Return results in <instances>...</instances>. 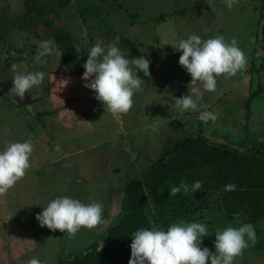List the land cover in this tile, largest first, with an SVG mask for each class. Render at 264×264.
<instances>
[{
    "label": "rangeland",
    "instance_id": "374dc122",
    "mask_svg": "<svg viewBox=\"0 0 264 264\" xmlns=\"http://www.w3.org/2000/svg\"><path fill=\"white\" fill-rule=\"evenodd\" d=\"M51 4L54 29L32 23L23 0H0V150L28 140L34 146L25 177L0 196V264H28L33 258L54 264L61 254L76 249L78 243L72 249L65 246L72 237L41 227L37 214L64 196L85 205H103L106 198L122 202L128 177L156 160L174 139L199 126L220 142L240 145L246 135L247 143L264 141V91L252 100L250 116L246 105L259 83L264 88V0H240L231 9L225 0H53ZM60 29L71 32L83 63L98 41L106 47L117 37L125 57L134 58L127 40L134 41L147 53L149 71L162 86L138 74L143 90L134 91L130 112L115 119L84 86L83 74H67L62 56L48 55L43 64L35 61L40 42L54 40L53 31ZM192 34L202 40L223 35L227 43L235 37L248 64L236 76L217 77L216 91L204 92L207 107L181 112L175 99L188 94L191 76L179 65L182 53L171 45L161 47V41L166 38L174 44ZM13 63L22 74L45 73L44 81L26 93L29 107L9 93ZM46 110L52 112L37 115ZM203 111L218 118L200 121ZM9 128L11 132L6 131ZM211 213L205 210L195 222L208 229L201 248L215 253L216 230L243 224L225 218L226 222L215 221ZM248 224L254 226L256 242L248 241L234 264H264V220ZM99 233V226L82 228L74 237L81 239L82 249Z\"/></svg>",
    "mask_w": 264,
    "mask_h": 264
},
{
    "label": "clouds",
    "instance_id": "9594fccd",
    "mask_svg": "<svg viewBox=\"0 0 264 264\" xmlns=\"http://www.w3.org/2000/svg\"><path fill=\"white\" fill-rule=\"evenodd\" d=\"M239 2L240 0H225L229 9ZM173 38L175 39V33ZM118 39L117 37V41ZM117 41L106 47L102 41H98L89 49L88 59L83 65L85 71L82 80L86 81V88L95 92V99L102 102L105 110L119 120L132 109L134 91L143 90V80L136 70L149 76L150 61L146 57L126 58L117 47ZM166 45H171L182 53L179 65L191 76L188 94L175 99V107L181 112L207 107L203 104L204 92L216 91L217 77L228 79L247 68L248 60L238 47L235 37L227 43L223 35L202 40L200 36L192 34L174 44L165 38L161 41V47ZM76 51L80 52L79 49ZM48 55H55L59 59L63 55L54 40L41 41L34 59L43 64L47 61L42 58ZM10 72L15 74L12 75L13 87L9 93L21 100L25 93L39 86L45 79L43 72L22 74L17 63L11 65ZM62 82L64 86L68 83L66 80ZM217 118L216 114L209 111H203L200 115L205 123ZM6 131L11 132V129ZM33 151L31 140L8 143L0 150V196H5L25 177L26 171L31 167L30 157ZM236 187L234 183L226 184L224 191H235ZM201 188L202 182L199 180L191 188L186 180H182L178 186L170 187V193L171 196L181 190L185 194L189 191L196 193ZM102 213L103 205L99 202L85 205L77 199L64 196L53 199L42 213L37 214L36 220L41 227L46 226L52 231L59 230L74 237L82 228L93 230L103 224ZM207 232L205 224L184 221L173 223L166 231L155 225L151 230L139 229L131 235L129 264H234L235 258L249 246L248 241L255 244L257 239L252 224L245 223L238 228L227 227L223 231L218 229L215 232V253H212L207 247L201 248L202 237L208 236ZM28 264H40V261L33 258Z\"/></svg>",
    "mask_w": 264,
    "mask_h": 264
},
{
    "label": "trees",
    "instance_id": "16d2710c",
    "mask_svg": "<svg viewBox=\"0 0 264 264\" xmlns=\"http://www.w3.org/2000/svg\"><path fill=\"white\" fill-rule=\"evenodd\" d=\"M53 0H23L26 16L32 23L53 28ZM58 50L63 53L67 74L82 75L83 61L69 30L53 31ZM135 57H148L134 41L127 40ZM263 65L259 68L261 70ZM138 74L161 87L153 76ZM264 91L261 83L246 100L248 116L251 102ZM51 110L38 112L42 116ZM182 180L191 185L202 182L200 191L171 196L170 187ZM234 183L235 191H224ZM215 214V221L230 219L238 224L264 220V141L248 147L215 141L202 127L173 140L160 156L146 168L128 177L123 184L122 204L115 219L85 248L61 254L54 264H129L132 233L156 227L166 231L173 223H192L204 217V211ZM258 232L260 228H258ZM102 248V249H101Z\"/></svg>",
    "mask_w": 264,
    "mask_h": 264
},
{
    "label": "crops",
    "instance_id": "0c3cea01",
    "mask_svg": "<svg viewBox=\"0 0 264 264\" xmlns=\"http://www.w3.org/2000/svg\"><path fill=\"white\" fill-rule=\"evenodd\" d=\"M199 117H200V115H199ZM174 121H178V117L177 118H174L173 116L171 117ZM171 120V119H170ZM199 120H200V118H199ZM200 121H202V120H200ZM214 130V128H212L211 129V131H213ZM203 132H204V128H203ZM204 134H206L207 136H209L210 138H212L211 136H210V133H206V132H204ZM215 141H217V140H215ZM247 141H248V137H247V135L245 136V138L244 139H242L241 140V142H240V144H244V147H248V146H250V145H252V144H250V142H248L247 143ZM220 142V141H219ZM234 145H236V144H234ZM121 204H122V202H117L116 201V203L114 204V201H111V199L110 198H106V202L103 204V213H102V215H103V220H104V223L103 224H101L100 226H99V228H100V233L98 234V235H100L107 227H108V225L115 219V217L117 216V214H118V212L120 211V209H121ZM211 217H213L214 216V214L213 213H211V215H210ZM97 235V236H98ZM96 236V237H97ZM78 237H72L71 239L69 238V239H67V242H66V248H71V247H75L76 245H77V243H78V246H76L77 248V250H80V248H79V240H81V239H78ZM68 243V244H67ZM75 245V246H74ZM87 246V245H86ZM85 246V247H86ZM85 247H83V248H85ZM82 248V249H83ZM72 249V248H71ZM72 250H75L74 248L72 249Z\"/></svg>",
    "mask_w": 264,
    "mask_h": 264
},
{
    "label": "water",
    "instance_id": "95a60500",
    "mask_svg": "<svg viewBox=\"0 0 264 264\" xmlns=\"http://www.w3.org/2000/svg\"><path fill=\"white\" fill-rule=\"evenodd\" d=\"M17 99L20 102V104H23V105H26V106H28V104L30 102L29 98L26 96V93H25V96H24L23 100H21L20 97H18V96H17Z\"/></svg>",
    "mask_w": 264,
    "mask_h": 264
},
{
    "label": "flooded vegetation",
    "instance_id": "af4514ba",
    "mask_svg": "<svg viewBox=\"0 0 264 264\" xmlns=\"http://www.w3.org/2000/svg\"><path fill=\"white\" fill-rule=\"evenodd\" d=\"M30 104H31V101L29 102V104H28V106H27V107H29V106H30Z\"/></svg>",
    "mask_w": 264,
    "mask_h": 264
},
{
    "label": "built area",
    "instance_id": "2783aa9c",
    "mask_svg": "<svg viewBox=\"0 0 264 264\" xmlns=\"http://www.w3.org/2000/svg\"><path fill=\"white\" fill-rule=\"evenodd\" d=\"M200 118V117H199ZM201 120V119H200Z\"/></svg>",
    "mask_w": 264,
    "mask_h": 264
}]
</instances>
